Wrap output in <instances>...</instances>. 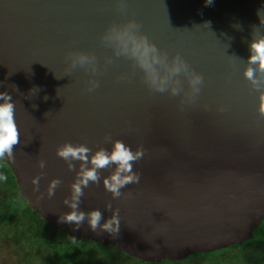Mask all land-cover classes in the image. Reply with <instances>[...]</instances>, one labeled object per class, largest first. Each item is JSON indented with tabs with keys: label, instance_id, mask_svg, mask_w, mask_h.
I'll return each instance as SVG.
<instances>
[{
	"label": "water",
	"instance_id": "water-1",
	"mask_svg": "<svg viewBox=\"0 0 264 264\" xmlns=\"http://www.w3.org/2000/svg\"><path fill=\"white\" fill-rule=\"evenodd\" d=\"M124 3L121 12L119 0H0V92L11 94L20 131L14 159L5 161L19 196L48 225L142 261L180 260L240 244L264 217V119L256 110L258 93L243 77L252 28L264 31L257 14L264 15V0ZM128 20L203 76L198 99L183 111L179 97L150 92L131 61L101 43L110 24ZM69 51L97 57L100 86L94 92L85 90L90 74L76 69L66 75ZM105 56H112L111 65ZM106 135L145 150L134 164L140 182L122 189L119 199L102 181L90 184L81 198L79 210L99 209L105 219L119 210L118 236L58 222L71 210L63 202L71 199L79 162L69 171L55 149L67 142L110 150ZM38 160L45 161L44 169ZM40 172L34 191L32 180ZM53 179L61 184L49 198ZM109 202L111 212L105 210Z\"/></svg>",
	"mask_w": 264,
	"mask_h": 264
},
{
	"label": "clouds",
	"instance_id": "clouds-1",
	"mask_svg": "<svg viewBox=\"0 0 264 264\" xmlns=\"http://www.w3.org/2000/svg\"><path fill=\"white\" fill-rule=\"evenodd\" d=\"M212 4L213 0H205V6ZM125 9L124 0H119V11L124 12ZM257 14L260 26H264V15H261V10ZM203 25L209 27L210 22H205ZM251 36L252 39L248 44L250 55L244 60L246 66L243 77L249 82L251 89L258 93L256 110L258 116L264 119V31H261L260 27L253 26ZM100 41L106 48L111 49L113 56L131 61L134 71L138 70L150 92L167 94L171 98L179 97L178 107L181 111L185 105L192 104L198 99L205 84L203 76L195 72L179 53L169 57L167 52L159 49L141 32V25L137 21L128 20L122 24H110L101 35ZM65 60L66 75L81 69L90 74L85 90L92 93L99 88V81L94 77L100 74V68L94 54L69 51ZM104 63L111 65L112 56H105ZM120 79L127 81L130 77L122 75ZM15 112L16 106L11 94L0 92V160L14 159L13 150L20 144V131ZM104 140L105 143L110 142V150L101 147L93 152L84 144L74 145L67 142L55 149V155L66 163L69 171H74L77 167L74 162H79L78 170H75L74 183L71 185V199L63 202L71 210L60 215L58 222L72 225L74 230H79L86 224L87 230L97 235L118 236L121 231L119 210L105 219L99 209L87 212L79 210L81 198L85 194L84 189L90 184L102 181L104 190L110 193L113 199H119L122 196V189L140 182V174L134 170V164L144 157L145 150L143 147L133 150L120 140H112L108 135ZM37 167L44 169L45 161L38 160ZM110 168L112 169L110 174L102 178L101 171ZM43 176L44 173L40 172L33 178L34 191H39V183ZM6 179V176L0 175V180ZM60 184L59 179L49 182L47 188L49 198L55 194ZM105 210L112 211L110 202L105 206Z\"/></svg>",
	"mask_w": 264,
	"mask_h": 264
},
{
	"label": "trees",
	"instance_id": "trees-1",
	"mask_svg": "<svg viewBox=\"0 0 264 264\" xmlns=\"http://www.w3.org/2000/svg\"><path fill=\"white\" fill-rule=\"evenodd\" d=\"M0 236H9L20 247L30 248L31 256L42 264H264V221L251 231L240 244H230L209 252H192L180 260L142 261L111 244H103L85 237H74L48 225L41 215L19 196L18 185L12 173V165L0 160ZM257 230V231H256Z\"/></svg>",
	"mask_w": 264,
	"mask_h": 264
},
{
	"label": "rangeland",
	"instance_id": "rangeland-1",
	"mask_svg": "<svg viewBox=\"0 0 264 264\" xmlns=\"http://www.w3.org/2000/svg\"><path fill=\"white\" fill-rule=\"evenodd\" d=\"M263 226L264 221L259 228ZM258 233L264 234V230ZM31 252L32 250L30 248L20 247L19 244L11 240L9 236H0V264H42L43 262L37 257L31 256ZM100 260L102 259H91L88 260L89 262L86 264Z\"/></svg>",
	"mask_w": 264,
	"mask_h": 264
}]
</instances>
